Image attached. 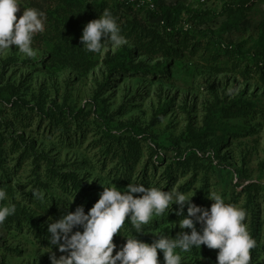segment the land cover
<instances>
[{
    "label": "rangeland",
    "instance_id": "1",
    "mask_svg": "<svg viewBox=\"0 0 264 264\" xmlns=\"http://www.w3.org/2000/svg\"><path fill=\"white\" fill-rule=\"evenodd\" d=\"M19 3L17 19L35 8L45 30L33 37L36 57L15 46L0 56V203L16 205L0 222V264H51L62 253H47L49 218L87 213L110 181L178 190L203 208L221 194L246 212L249 264H264V0ZM105 9L128 44L88 52L83 28ZM176 208L137 238H175ZM121 234H135L127 220ZM217 253L202 245L182 264H217Z\"/></svg>",
    "mask_w": 264,
    "mask_h": 264
},
{
    "label": "clouds",
    "instance_id": "2",
    "mask_svg": "<svg viewBox=\"0 0 264 264\" xmlns=\"http://www.w3.org/2000/svg\"><path fill=\"white\" fill-rule=\"evenodd\" d=\"M20 7L19 0H0V56L12 52V46L27 58L38 54L32 46L33 37L45 30V15L35 8H23L17 19ZM80 42L92 53L107 51L106 42L113 50L128 44L116 18L107 9L84 26ZM100 185L103 191L87 213L81 205L59 219L49 218L47 248L51 251L47 253H51L53 247L62 253L58 258L52 253L51 264H160L158 252L163 255V264H182V253L201 249L202 245L218 250L217 264H249L250 250L256 241L243 223L246 212L226 203L221 194L209 193L208 199L213 203L210 208H203L192 202L194 195L178 190L165 191L133 183L120 190L113 181L108 182V186ZM195 190L193 188L192 192ZM7 198L6 190L0 187V202ZM73 202L68 199L67 206L62 201L58 204L67 210ZM173 205L177 206L175 215L180 218L178 225L175 224L180 229L175 238L164 233L153 234L156 238L150 244L137 238L146 233L144 226L153 217H162L170 207L172 213ZM15 211V204L0 203V222ZM126 220L135 229L134 235L121 234ZM117 235L125 238L119 248L114 242Z\"/></svg>",
    "mask_w": 264,
    "mask_h": 264
},
{
    "label": "trees",
    "instance_id": "3",
    "mask_svg": "<svg viewBox=\"0 0 264 264\" xmlns=\"http://www.w3.org/2000/svg\"><path fill=\"white\" fill-rule=\"evenodd\" d=\"M249 0H242V4L240 5V6H243L245 3H247ZM166 23V22H165ZM165 27L163 28V30H168V28H167V25L165 24L164 25ZM128 72H135V71H137V69H128L127 70ZM138 72V71H137ZM1 100H3L2 98H0ZM10 103H12V102H10ZM251 106V105H250Z\"/></svg>",
    "mask_w": 264,
    "mask_h": 264
}]
</instances>
